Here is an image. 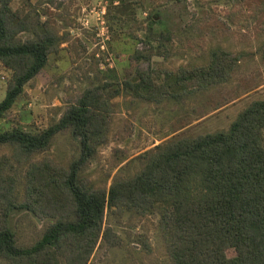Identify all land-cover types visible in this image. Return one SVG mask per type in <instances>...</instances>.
Masks as SVG:
<instances>
[{"label":"rangeland","instance_id":"374dc122","mask_svg":"<svg viewBox=\"0 0 264 264\" xmlns=\"http://www.w3.org/2000/svg\"><path fill=\"white\" fill-rule=\"evenodd\" d=\"M144 1V4L141 2ZM26 25H46L60 41L46 66L26 83L24 92L0 120V131L20 127L45 129L59 121L90 88L113 95L107 110L109 132L97 154L82 164L88 186L109 189L118 174L132 176L143 166L145 151L175 136H197L230 127L252 101L264 99V0H12ZM155 30L173 34L168 52L151 41ZM34 29L17 35L26 40ZM225 51L234 64L219 82L182 96L171 89L148 99L124 90L123 80L138 72L155 83L181 66L207 65L214 52ZM11 72L0 61V102ZM71 128L58 132L51 146L34 156L11 147L0 149L16 192L25 196L24 178L33 162L68 169L82 150ZM53 212L57 211L53 208ZM49 210H19L10 216L18 242L31 246L54 219ZM158 210L145 215L107 210L99 242L87 264H170L159 231ZM231 254L233 251H230ZM0 264H10L2 259Z\"/></svg>","mask_w":264,"mask_h":264},{"label":"trees","instance_id":"16d2710c","mask_svg":"<svg viewBox=\"0 0 264 264\" xmlns=\"http://www.w3.org/2000/svg\"><path fill=\"white\" fill-rule=\"evenodd\" d=\"M11 2L0 0V61L11 72L6 97L0 102V120L60 42L50 27L22 22ZM155 23L153 18L149 24L150 40L158 42L159 53L168 52L173 34L155 30ZM32 28L33 37L17 38ZM233 65L225 51H217L207 65L168 72L165 83L157 85L149 74L138 72L122 85L148 99L164 89L182 96L191 84L198 89L223 80ZM102 89L86 90L59 121L45 129L0 131V149L11 146L19 154L34 156L47 150L58 132L71 128L82 150L81 158L68 169L33 162L24 178V198L7 172V159L0 158V261L87 264L107 210L145 215L156 209L170 264H264V99L247 105L228 129L175 136L157 144L139 156L144 166L137 173H118L107 190L88 186L80 175L82 164L97 154L109 132V99L121 92L118 87L106 97ZM19 210H49L54 218L31 246L20 245L10 226V216Z\"/></svg>","mask_w":264,"mask_h":264}]
</instances>
